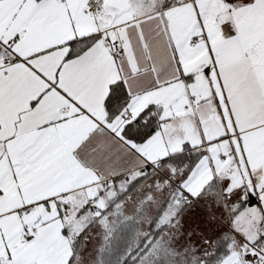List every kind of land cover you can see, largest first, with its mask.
Masks as SVG:
<instances>
[{"label":"snow or ice","instance_id":"snow-or-ice-1","mask_svg":"<svg viewBox=\"0 0 264 264\" xmlns=\"http://www.w3.org/2000/svg\"><path fill=\"white\" fill-rule=\"evenodd\" d=\"M0 264H264V0H0Z\"/></svg>","mask_w":264,"mask_h":264},{"label":"crops","instance_id":"crops-1","mask_svg":"<svg viewBox=\"0 0 264 264\" xmlns=\"http://www.w3.org/2000/svg\"><path fill=\"white\" fill-rule=\"evenodd\" d=\"M192 211H193V213H196V212H198V209L193 208ZM202 226H203V224H202Z\"/></svg>","mask_w":264,"mask_h":264}]
</instances>
